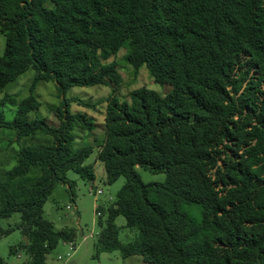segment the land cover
<instances>
[{"label":"trees","instance_id":"16d2710c","mask_svg":"<svg viewBox=\"0 0 264 264\" xmlns=\"http://www.w3.org/2000/svg\"><path fill=\"white\" fill-rule=\"evenodd\" d=\"M0 30V91L33 70L34 84L55 83L63 99L53 110L59 127L30 120L40 105L33 96L11 102L13 121L0 113V131L51 140L23 147L0 175V242L16 230L28 240L11 254L48 264L60 243L77 240L76 229L44 218L58 185L76 202L68 173L96 180L86 165L94 147L77 148L75 134L95 124L65 96L120 83L100 53L106 60L125 49L129 65L173 91L110 101L98 160L109 184L125 177L126 185L113 206L98 208L96 258L119 251L151 264H264V0H0ZM138 168L166 182L147 184ZM15 214L21 224L2 227ZM118 217L138 231L134 241L121 242Z\"/></svg>","mask_w":264,"mask_h":264},{"label":"rangeland","instance_id":"374dc122","mask_svg":"<svg viewBox=\"0 0 264 264\" xmlns=\"http://www.w3.org/2000/svg\"><path fill=\"white\" fill-rule=\"evenodd\" d=\"M6 49V37L0 30V56L4 55ZM102 63L105 65L115 64L117 74L121 78L117 83V78L113 77L107 86H95L88 88H72L66 94L69 101L70 110L73 113L85 114L95 124L92 133H84L80 129L75 130L77 137L76 147L92 145L94 153L87 160L86 165H93L96 174V181L86 182L77 174L70 172L68 178L76 183V202L72 201L68 187L58 185L50 200L44 208V218L55 225L57 230L66 227L77 230L78 238L82 237L83 229L86 235L93 234V237L82 243L77 254L73 255L68 246L62 242L59 247L48 256L50 264H144L138 257L124 259L122 254L117 251L114 253L101 254L96 258V244L101 228L97 222L100 216L97 215L99 207L108 208L117 202L118 194L126 185L125 177H119L116 182L109 184L105 166L98 160L101 147L107 141L106 119L108 107L113 98L120 102H131V95L138 90L147 89L166 97L173 91L170 84H158L155 82L147 67H142L138 71L126 61L127 50L122 49L117 56H112L104 60L100 53ZM35 72L29 70L20 77L15 83L10 84L0 91V113L7 121H13L18 111V107L11 102L21 101L33 96L39 102V108L30 113V120L43 119L50 126L59 127L60 122L54 113V109L61 106L62 98L59 96L55 83L40 82L34 84ZM253 75V73H252ZM256 76V75H253ZM84 102V105L81 103ZM50 138L38 135L35 138L18 140L17 133L12 130L0 131V175L11 170L17 163V154L25 146L31 144H48ZM98 163L97 166L95 163ZM114 171V170H113ZM115 172V171H114ZM137 172L145 183H165L166 175H154L140 168ZM116 173V172H115ZM37 172L31 177L37 176ZM92 189V190H91ZM93 191L94 194H91ZM98 192L100 195L95 196ZM128 198V193H124ZM130 198V197H129ZM131 199V198H130ZM134 211L136 212L135 208ZM21 215L15 214L12 219L4 221L2 227L8 228L9 225H20ZM116 224L121 228L120 240L127 244L134 241L138 236L136 229L127 228V221L124 217H119ZM12 227V226H11ZM28 240L21 231L16 230L11 235L4 237L0 242V257L7 264H26L30 258L25 251L20 250L15 255L11 254L14 247L27 244ZM147 264V263H146Z\"/></svg>","mask_w":264,"mask_h":264},{"label":"crops","instance_id":"0c3cea01","mask_svg":"<svg viewBox=\"0 0 264 264\" xmlns=\"http://www.w3.org/2000/svg\"><path fill=\"white\" fill-rule=\"evenodd\" d=\"M97 162L95 163V165L97 166ZM103 164V163H102ZM104 165V164H103ZM105 166V165H104ZM95 170V169H94ZM106 170V169H105ZM96 181V180H95ZM94 181V182H95ZM91 183H93V182H91ZM94 194V193H93ZM99 195V194H98ZM98 195H97V197H98ZM119 218V217H118ZM117 218V219H118ZM116 219V220H117ZM97 224H98V222H97ZM81 234H82V237L79 239V238H77V240L74 242V243H70V242H63L64 243V245L65 246H68L69 248H70V251H73L74 253H73V255H75V254H77V252H78V250H79V247H80V245L82 244V243H84L85 241H87L89 238H91V237H93V234H90V235H86L85 234V232H84V230L82 229L81 230ZM11 235V234H10ZM2 241V240H1ZM61 244V243H60ZM59 247V246H58ZM114 253V252H113ZM102 254H104V253H102ZM16 255V254H15ZM133 257H138V258H140L141 260L140 261H142L144 264H151V263H149L148 261H146L145 260V258H143V257H140V256H133ZM133 257H130V258H133ZM129 259V258H128ZM47 263L48 264H50L49 263V261H48V257H47Z\"/></svg>","mask_w":264,"mask_h":264},{"label":"built area","instance_id":"2783aa9c","mask_svg":"<svg viewBox=\"0 0 264 264\" xmlns=\"http://www.w3.org/2000/svg\"><path fill=\"white\" fill-rule=\"evenodd\" d=\"M91 190H92V189H91ZM91 194H93V191H92V193H91ZM98 194L100 195V192H98V193H97L95 196H97ZM97 215H98V216H101V213H100V212H98V213H97Z\"/></svg>","mask_w":264,"mask_h":264}]
</instances>
